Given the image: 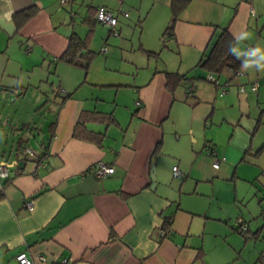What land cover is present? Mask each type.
Listing matches in <instances>:
<instances>
[{"label":"crops","instance_id":"0c3cea01","mask_svg":"<svg viewBox=\"0 0 264 264\" xmlns=\"http://www.w3.org/2000/svg\"><path fill=\"white\" fill-rule=\"evenodd\" d=\"M170 4L0 0V19L14 25L11 33L0 26V96L17 97L26 89L24 82L34 88L37 79L50 85L44 84V92L52 90V106L43 105L52 117L50 132L39 148L28 146L30 126L16 117L22 128L14 134L20 136H7L3 143L10 140V148L0 149V162H25L10 166L16 172L0 180V264H15L19 252L33 264H264V192L256 186L250 220L232 212L241 199L235 184L244 177L239 160L245 151L256 159L264 156V151L254 156L264 145L255 143L264 124V72L241 67L245 74L230 78L225 69L218 74L226 88L222 93L197 66L220 27L233 38L247 34L235 39L239 50L264 49V0H188L171 34L163 35L172 17ZM31 5L36 14L15 32L13 13ZM98 7L116 17L118 35L93 21ZM72 32L99 54L86 75L56 60ZM146 51L158 56L141 62ZM166 71L185 75L188 84L170 90ZM255 79L260 80L257 93L248 90ZM242 84L245 93L239 91ZM200 106L205 108L199 114ZM83 110L113 116L114 123H86L104 134L101 145L73 137ZM224 133L229 134L225 140ZM19 146L35 151L34 175L35 162ZM209 147L225 158L217 169ZM98 161L113 165V174L96 179L91 168ZM173 166L183 178L171 177ZM257 166L264 173V165ZM28 199H33L31 210ZM166 218L169 232L162 235ZM238 220L247 224V234L235 231Z\"/></svg>","mask_w":264,"mask_h":264},{"label":"trees","instance_id":"16d2710c","mask_svg":"<svg viewBox=\"0 0 264 264\" xmlns=\"http://www.w3.org/2000/svg\"><path fill=\"white\" fill-rule=\"evenodd\" d=\"M70 2V0H68ZM188 0H171L170 8L172 17L164 30L163 35L171 34L173 30V24L177 19L180 12L187 6ZM97 9V8H96ZM95 9V10H96ZM37 12L36 5H31L19 11H16L12 15V20L15 24V32L32 16ZM95 12V11H94ZM93 16V15H92ZM97 22L96 20H93ZM117 25V24H116ZM118 30V29H117ZM111 31V30H110ZM111 33V32H110ZM236 40L231 36L226 26L220 27L216 35L209 41L207 49L203 54V57L199 61L198 65L202 68L206 74L216 73L220 74L223 70H240L241 68V59H237L229 51V45L235 46ZM148 56H158L157 52L146 51ZM96 54L89 49L88 40L85 37H80L75 32H72L68 37V43L61 55L56 59L59 62H62L67 65L79 67L84 71L86 75ZM167 78V87L170 90H174L177 86H183L188 84L187 78L185 75H179L176 72H165ZM206 75V77H207ZM230 75V74H229ZM206 77L204 78L206 80ZM233 77L230 75V78ZM228 84V82L226 81ZM191 85V84H190ZM187 85V94L189 97H192L193 90L189 93V87ZM191 105H196V101H191ZM261 113H264V109L261 110ZM260 113L257 119V124L260 125ZM96 122V123H114L113 116L109 113H102L98 111L83 110L78 117L76 124L74 125L72 135L78 139L94 141L98 145H101L103 140V133L94 132L86 127V123ZM160 144H157L154 153L156 154L159 151ZM20 148L22 146H19ZM18 147V150L20 148ZM264 151V145L260 146L254 153V156L261 154ZM218 153V152H217ZM249 151H245L241 160H245V155L249 154ZM225 160V159H224ZM40 162V161H38ZM169 220H165L163 228L167 227ZM236 230V226L234 227ZM202 253L197 254V258H202Z\"/></svg>","mask_w":264,"mask_h":264},{"label":"rangeland","instance_id":"374dc122","mask_svg":"<svg viewBox=\"0 0 264 264\" xmlns=\"http://www.w3.org/2000/svg\"><path fill=\"white\" fill-rule=\"evenodd\" d=\"M121 37L123 38L122 33L120 34V38ZM98 55L99 54H97L96 58L99 57ZM141 55H142L141 56L142 58L140 59L141 62H147L149 56H147L146 54L144 55L141 54ZM100 59L102 60V58ZM151 62L152 65H154L155 61L151 60ZM37 76L38 74L34 76V79H36ZM51 78L53 79L54 77ZM38 80L39 79H37L34 88H32L31 86L28 87L26 85L27 83L24 82L26 89L25 91L21 90L19 96L17 97H14V94H8V95H13L11 99H9L5 94L0 96V114L2 115V117L0 116L1 117L0 118V149H4L5 146L7 145L9 146L8 148H10L11 145L10 140H7L8 143L6 145L3 143L7 136H10L12 138H17L20 136V133L14 134V132H19L20 129L22 128V125H16L17 123L16 117L19 119L22 118V120L27 121L28 123H26V126L27 125L30 126V128L27 129L29 135L26 136L28 137V141H27L29 142L28 146L38 149L41 140L45 141L46 138L48 137L50 132V123L52 121V117L50 113L47 114L46 107H44L43 105L44 104L46 105L48 103L49 104L48 107L52 106L49 103L50 99L52 98L51 96L52 94H48L43 90L46 86H50V85L45 84L44 82L40 84V81ZM41 80L43 81L46 79L45 77H42ZM32 91H34V93H32ZM204 108L205 106H200L198 113L199 114L202 113L204 111L203 110ZM7 115L9 120L6 119ZM206 123L209 125L210 122L206 121ZM10 125L13 128V131L9 128ZM202 129L205 130L204 127H202ZM206 129H210V128H206ZM222 135H224L225 137L224 140H225L226 136L229 134L224 133ZM258 142H264V124H262V127L256 136L255 143L258 144ZM12 143L15 145L16 141L15 143L12 141ZM259 144H264V143H259ZM171 146H173L172 142H171ZM172 148L175 150V146H173ZM245 159L246 160H241V159L239 160L241 164L238 168V170L244 177H240V179H238V183L235 184V187L237 186L236 190L238 191V194L240 195L241 199H238L236 204L233 205L234 209L232 210V212L236 215L240 212H243L247 217H250L248 219L250 220L251 214H253V212L256 213V210L253 208L254 206H256L258 200V198L254 196L256 192L255 189L256 186L260 187L262 192H264V173H260V171L257 170L258 163L264 165V156L256 159L254 157H251L250 154H246ZM172 176L173 175L171 174V177ZM233 206H231V209L233 208Z\"/></svg>","mask_w":264,"mask_h":264},{"label":"built area","instance_id":"2783aa9c","mask_svg":"<svg viewBox=\"0 0 264 264\" xmlns=\"http://www.w3.org/2000/svg\"><path fill=\"white\" fill-rule=\"evenodd\" d=\"M65 2H66V0H61L62 4H64ZM125 15H126V13H125ZM92 18L94 20H96L97 22L108 25L111 28V33L113 35H118V30L116 28L117 19L113 15V13L111 11H109L107 8L98 7L95 10V12L93 13ZM101 52L105 53L106 47H103ZM227 72L230 75H232L233 77L242 76L245 74L241 69L240 70L228 69ZM206 80L215 87H221L222 93H224L226 91V88L220 84L218 74L210 73L207 75ZM224 85H227V83H225ZM259 85H260L259 79L252 80L249 84L248 90L253 92V93H257ZM192 90H193V86L190 85L189 93H191ZM239 91H240V93H245L247 91V87H245V85L242 84L239 86ZM45 92L46 93H52V90L50 88H46ZM20 152L25 157L32 159L35 162V165H34L32 172H31V174L34 175L36 173V168L38 167L37 155H36L35 151L28 146H22L20 149ZM209 155H210L211 160H212V167L215 169H217L219 167L220 163L222 161H224V159H225L224 156H219V154L217 153V151L213 147H209ZM16 170L17 169L15 167L13 168V167H10L5 162H0V180L1 179H8L9 177H11V175H13L16 172ZM113 172H114L113 165L107 164L103 161L96 162L93 165V167L91 168V174L96 179H99V180L108 177L109 175L113 174ZM172 174H173V177H177V178H183L184 177V174L181 172V170L177 166L172 167ZM26 207L29 210H31L33 208V199L27 200ZM165 220H169V218H166ZM235 226H236V230L238 232H240L241 234H247L248 227H247V224L245 222L238 220L235 223ZM168 232L169 231L167 230V228L161 229L162 235H166V234H168ZM39 258L44 259L42 256H39ZM15 264H33V261L25 252H19L15 256Z\"/></svg>","mask_w":264,"mask_h":264},{"label":"clouds","instance_id":"9594fccd","mask_svg":"<svg viewBox=\"0 0 264 264\" xmlns=\"http://www.w3.org/2000/svg\"><path fill=\"white\" fill-rule=\"evenodd\" d=\"M247 38L246 33L234 37L236 40ZM228 51L237 59H241V67L245 70L254 69L257 72H264V49L260 47L250 48L247 51H241L237 47L229 45Z\"/></svg>","mask_w":264,"mask_h":264},{"label":"water","instance_id":"95a60500","mask_svg":"<svg viewBox=\"0 0 264 264\" xmlns=\"http://www.w3.org/2000/svg\"><path fill=\"white\" fill-rule=\"evenodd\" d=\"M0 26L7 32L11 33L14 31V25L12 22H6L4 19H0ZM20 163L24 164V161H12V163L8 164L9 166L13 165H20ZM150 174L153 180L152 188L155 187V160H152L151 167H150Z\"/></svg>","mask_w":264,"mask_h":264}]
</instances>
